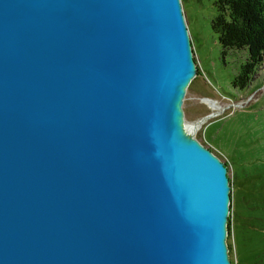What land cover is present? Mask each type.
<instances>
[{
  "label": "water",
  "instance_id": "95a60500",
  "mask_svg": "<svg viewBox=\"0 0 264 264\" xmlns=\"http://www.w3.org/2000/svg\"><path fill=\"white\" fill-rule=\"evenodd\" d=\"M195 74L180 0H0V264H230Z\"/></svg>",
  "mask_w": 264,
  "mask_h": 264
},
{
  "label": "rangeland",
  "instance_id": "374dc122",
  "mask_svg": "<svg viewBox=\"0 0 264 264\" xmlns=\"http://www.w3.org/2000/svg\"><path fill=\"white\" fill-rule=\"evenodd\" d=\"M180 1L196 66L180 104L183 125L226 167L230 264H264V60L244 87L233 86L244 53L220 58L213 0Z\"/></svg>",
  "mask_w": 264,
  "mask_h": 264
},
{
  "label": "trees",
  "instance_id": "16d2710c",
  "mask_svg": "<svg viewBox=\"0 0 264 264\" xmlns=\"http://www.w3.org/2000/svg\"><path fill=\"white\" fill-rule=\"evenodd\" d=\"M211 5L214 15L210 29L216 37L220 58L244 53L240 71L232 81L233 86L242 88L264 60V0H213Z\"/></svg>",
  "mask_w": 264,
  "mask_h": 264
},
{
  "label": "bare ground",
  "instance_id": "6f19581e",
  "mask_svg": "<svg viewBox=\"0 0 264 264\" xmlns=\"http://www.w3.org/2000/svg\"><path fill=\"white\" fill-rule=\"evenodd\" d=\"M191 79H192V78H191ZM191 79H190V81H191ZM190 81H189V82H190ZM189 82H188V84H189ZM186 87H187V86H186ZM186 87H185V90H186ZM184 93H185V92H184ZM210 105H211V106H214L215 103L212 102V103H210ZM198 123H199V122H198ZM183 126H184V125H183ZM186 127H187V126H186ZM186 127L184 126V131H186V133L189 134V131H188L189 129H188V127H187V128H186ZM197 128H199V124H194L192 129H193V130H194V129L196 130Z\"/></svg>",
  "mask_w": 264,
  "mask_h": 264
}]
</instances>
